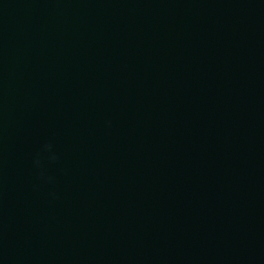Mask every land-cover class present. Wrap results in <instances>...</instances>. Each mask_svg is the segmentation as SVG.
I'll return each instance as SVG.
<instances>
[{
  "label": "water",
  "instance_id": "water-1",
  "mask_svg": "<svg viewBox=\"0 0 264 264\" xmlns=\"http://www.w3.org/2000/svg\"><path fill=\"white\" fill-rule=\"evenodd\" d=\"M0 264H264V0H0Z\"/></svg>",
  "mask_w": 264,
  "mask_h": 264
},
{
  "label": "clouds",
  "instance_id": "clouds-1",
  "mask_svg": "<svg viewBox=\"0 0 264 264\" xmlns=\"http://www.w3.org/2000/svg\"><path fill=\"white\" fill-rule=\"evenodd\" d=\"M45 151L49 152V154H50L49 155V159H51V160H55L56 159L55 154L51 152V145H45ZM39 163H40L39 159H36L34 161V164L36 166H39Z\"/></svg>",
  "mask_w": 264,
  "mask_h": 264
}]
</instances>
